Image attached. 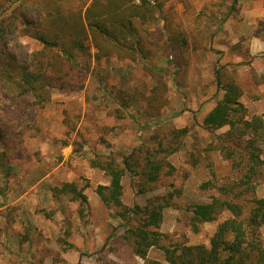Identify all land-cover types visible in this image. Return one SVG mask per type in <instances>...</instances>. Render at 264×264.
Instances as JSON below:
<instances>
[{
  "label": "rangeland",
  "instance_id": "374dc122",
  "mask_svg": "<svg viewBox=\"0 0 264 264\" xmlns=\"http://www.w3.org/2000/svg\"><path fill=\"white\" fill-rule=\"evenodd\" d=\"M90 1L69 0L66 6L84 10ZM148 1L151 15L132 19L133 35L146 38L145 59L139 53L131 55L136 59L90 56L81 87L52 90L43 107L28 119H7L6 127V111L17 108L0 89V127L9 130L2 131L5 145L0 146V264H168L158 247H151L146 259L134 255L121 237L118 208L105 205L96 192L109 176L90 160L119 161L138 147L157 149L150 158H163L171 167H164L161 180L144 191L126 170L123 206L174 191L175 205L164 207L159 228L167 234L165 243L209 246L217 221L193 231L183 209L207 201L212 184L235 173L222 149L228 144L222 136L227 127L209 131L202 120L222 98L225 82L241 91L246 118L257 114L264 120V51L252 54L248 39L255 35L264 44V21L256 17L253 27L244 13L252 1L264 11V0ZM241 28L246 36L231 40ZM18 40L29 51L40 47L26 35ZM215 68L221 70V84ZM182 127L186 132L173 144L178 148L162 150L163 138ZM65 183L73 184L86 203L70 189L57 190ZM255 191L264 197V182Z\"/></svg>",
  "mask_w": 264,
  "mask_h": 264
},
{
  "label": "trees",
  "instance_id": "16d2710c",
  "mask_svg": "<svg viewBox=\"0 0 264 264\" xmlns=\"http://www.w3.org/2000/svg\"><path fill=\"white\" fill-rule=\"evenodd\" d=\"M67 1L0 0V89L17 108L6 111L5 127L7 119H28L32 110L48 102L52 90L68 92L81 87L90 71V56L95 60L110 56L136 59L133 53H139L141 59L147 57L146 38L133 35L132 19L151 15L148 0H91L84 10L67 7ZM24 35L40 47L27 50L18 40ZM91 45L96 48L94 53L89 50ZM174 45L168 43L172 49ZM215 78L221 84L220 68H215ZM223 90L222 98L203 117L202 126L209 131L227 127L222 136L226 134L228 144L222 149L234 177L213 183L214 192L207 201L183 209L186 225L193 231L203 223L217 221L208 247L185 240L165 243L167 234L159 228L164 207L175 205L174 191L156 194L142 205L123 206L121 178L126 170L138 177L137 189L144 191L161 180L164 167H171L163 158H150L157 149L138 147L119 161L113 157L90 160L109 176V183L98 185L96 192L105 205L118 208L124 227L121 237L134 255L146 259L148 250L158 247L168 264H264V197L255 191V186L264 182V120L257 114L245 117L241 91L233 82H225ZM186 130L173 129L172 136L163 138L162 150L177 149L173 144ZM2 131L9 130L0 127L1 147L5 145ZM209 184L207 181L202 187ZM67 189L86 203V197L71 183L57 190Z\"/></svg>",
  "mask_w": 264,
  "mask_h": 264
},
{
  "label": "crops",
  "instance_id": "0c3cea01",
  "mask_svg": "<svg viewBox=\"0 0 264 264\" xmlns=\"http://www.w3.org/2000/svg\"><path fill=\"white\" fill-rule=\"evenodd\" d=\"M251 5H252L251 9H247L244 13L247 16L248 23L251 22L252 26L254 27L253 24H255L256 17L259 19H262L264 21V11L257 8V6H256L257 2L256 1H252ZM241 26H243V23L241 24ZM247 29L250 30L249 27H247ZM236 31H237V33L235 35V38L231 39L233 41L238 39V36H240L239 38H241L243 35H245V32H246V31H243V28H241L239 30L237 29ZM248 39L250 42V51L252 54L262 53V52H259L261 50L264 51V44L260 43L259 37L252 35V36L248 37Z\"/></svg>",
  "mask_w": 264,
  "mask_h": 264
}]
</instances>
